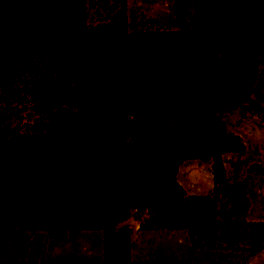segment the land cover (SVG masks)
<instances>
[{
  "label": "trees",
  "instance_id": "obj_1",
  "mask_svg": "<svg viewBox=\"0 0 264 264\" xmlns=\"http://www.w3.org/2000/svg\"><path fill=\"white\" fill-rule=\"evenodd\" d=\"M175 29L126 25V0H0V69L14 66L31 121L0 108V264H27L32 234L100 230V264H132L130 227L184 230L198 249H264L245 221L243 150L221 114L264 71V0H172ZM95 14V16H94ZM252 107V108H254ZM213 186L188 194L185 159ZM241 228V229H240ZM239 231L242 232L239 235Z\"/></svg>",
  "mask_w": 264,
  "mask_h": 264
},
{
  "label": "rangeland",
  "instance_id": "obj_2",
  "mask_svg": "<svg viewBox=\"0 0 264 264\" xmlns=\"http://www.w3.org/2000/svg\"><path fill=\"white\" fill-rule=\"evenodd\" d=\"M95 16V14H94ZM126 25L136 29H175L172 0H126ZM14 66L0 69V108L12 122H27L32 113L24 108L20 83L12 77ZM250 97L264 109V71L250 89ZM243 103L225 110L221 117L227 130L240 136L243 150L222 155L225 174L229 179L246 183L249 205L245 221H264V115L259 108ZM203 168L211 171L209 160H183L177 167L176 179L188 194L204 195L208 188ZM212 173V172H211ZM130 227L132 264H264V249L209 250L191 246L184 230L140 229L136 213L124 221ZM241 229V228H240ZM100 230H70L61 240L44 231L32 234L27 264H100L102 251Z\"/></svg>",
  "mask_w": 264,
  "mask_h": 264
},
{
  "label": "crops",
  "instance_id": "obj_3",
  "mask_svg": "<svg viewBox=\"0 0 264 264\" xmlns=\"http://www.w3.org/2000/svg\"><path fill=\"white\" fill-rule=\"evenodd\" d=\"M203 175H204V178H205V181H206V184L209 187L212 186V173L210 170L206 169V168H203Z\"/></svg>",
  "mask_w": 264,
  "mask_h": 264
}]
</instances>
